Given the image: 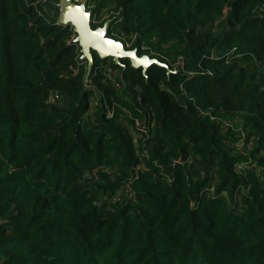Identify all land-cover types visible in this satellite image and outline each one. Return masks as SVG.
Returning <instances> with one entry per match:
<instances>
[{"label": "trees", "instance_id": "16d2710c", "mask_svg": "<svg viewBox=\"0 0 264 264\" xmlns=\"http://www.w3.org/2000/svg\"><path fill=\"white\" fill-rule=\"evenodd\" d=\"M89 1L159 64L0 0V264H264V0Z\"/></svg>", "mask_w": 264, "mask_h": 264}, {"label": "water", "instance_id": "95a60500", "mask_svg": "<svg viewBox=\"0 0 264 264\" xmlns=\"http://www.w3.org/2000/svg\"><path fill=\"white\" fill-rule=\"evenodd\" d=\"M63 19L61 25L73 26L77 34L76 43L79 44L83 53V59L92 68L93 59L92 51L95 52L101 60H109L114 58L118 62L121 58L130 60L132 67L139 69H147L152 64H159L154 61H147L139 59L136 52H126L124 47L114 40L107 38L108 24L103 29L93 31L91 29L92 13L86 11L85 6L77 7L73 0H66L62 6ZM141 58H145L144 56Z\"/></svg>", "mask_w": 264, "mask_h": 264}, {"label": "rangeland", "instance_id": "374dc122", "mask_svg": "<svg viewBox=\"0 0 264 264\" xmlns=\"http://www.w3.org/2000/svg\"><path fill=\"white\" fill-rule=\"evenodd\" d=\"M64 1H66V0H61V2L59 4H55V6H54L53 15L58 20V23H61V21L63 19V9H62V6H63ZM73 3L78 8L79 7H82V6H85L86 11L88 13H92V16L95 18V23H97V24H100L102 22V20H104V18L107 15L105 13V11H102L101 14L99 15L100 18H101V20L100 21H96V15L94 16V11L96 10L97 7L92 2H90L89 0H73ZM104 26L100 27L99 29L100 30L103 29ZM70 29H71V27H70ZM74 39H75L74 41H76L77 38L74 37ZM108 39H110V38H108ZM115 42L120 43L124 47V50L126 52H133L134 51V50H132V47H131L132 42H126V43H124L122 41H115ZM81 53H82V50H81ZM144 57L145 58H141V57H138V58L140 60L141 59H145V62H147V61H154L156 63H159V58L158 57L155 58V57H151L150 55H147V56H144ZM82 59H83V53L80 56V60H82ZM110 61H115V59L112 57V58H110ZM86 64H87L86 65L87 74L89 75V72L91 71V68L89 67V64L88 63H86ZM243 65L244 66H249V67H251L253 69L254 68H257V64L256 63H253L252 64V63L243 61ZM106 70H107V76L108 77L110 76V77L113 78V77L119 76V72H112L108 67H106ZM87 74H86V79H87L86 84H87V86L89 88V82H88L89 80H88V75ZM121 94H122V92H121ZM96 103H97V99H95V98L91 99V101H90V107L93 108L96 105ZM239 123H240L239 120H235V121L230 122L231 125H237V126L239 125ZM137 124L139 125V123H137ZM253 146H254L253 140H251L248 144H245V143H238V144H236L237 152L238 153H242V154L247 155V156H249V152L252 151ZM237 169H239L241 171L242 170L243 171H246L247 170V166H238Z\"/></svg>", "mask_w": 264, "mask_h": 264}, {"label": "built area", "instance_id": "2783aa9c", "mask_svg": "<svg viewBox=\"0 0 264 264\" xmlns=\"http://www.w3.org/2000/svg\"><path fill=\"white\" fill-rule=\"evenodd\" d=\"M91 21H92V23H95V18L92 16V19H91ZM58 24H60L61 25V23H58ZM69 27H71V30H73L74 31V27L73 26H69ZM74 37L75 38H77V34L75 33V31H74V34H73V36H72V38H71V41H74L75 39H74ZM70 41V42H71ZM74 42H76V41H74ZM78 46H79V44H78ZM80 47V46H79ZM81 48V47H80ZM114 62H116V61H114ZM87 63V62H86ZM117 63V62H116ZM86 81H87V79H86ZM89 82V88L90 89H92L93 87H92V84H91V82L90 81H88ZM87 85V84H86ZM115 87H116V89H119L120 88V86L118 85V84H116L115 85ZM87 88H88V86H87ZM60 101V98H59V96L56 94V95H53L51 98H50V100H49V102L51 103V104H57L58 102Z\"/></svg>", "mask_w": 264, "mask_h": 264}]
</instances>
